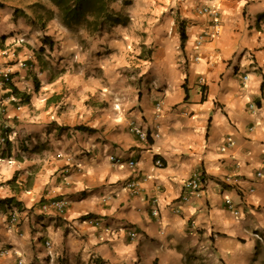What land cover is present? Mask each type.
<instances>
[{
  "label": "crops",
  "instance_id": "crops-1",
  "mask_svg": "<svg viewBox=\"0 0 264 264\" xmlns=\"http://www.w3.org/2000/svg\"><path fill=\"white\" fill-rule=\"evenodd\" d=\"M37 2L47 3L0 0V75L12 73L0 88V199L14 200L0 203V264H52L49 250L61 264H183L178 246L189 241L210 264H260L264 0H135L148 8L139 22L148 41L123 27L113 28L124 35L114 44L89 46L70 39L59 18L43 26L31 16ZM200 6L217 13L221 30L197 45L214 21ZM142 45L152 62L139 56ZM131 120L159 138L142 141ZM200 171L204 195L182 204L183 182ZM132 179L137 195L126 188ZM59 200L62 209L44 208Z\"/></svg>",
  "mask_w": 264,
  "mask_h": 264
},
{
  "label": "rangeland",
  "instance_id": "rangeland-1",
  "mask_svg": "<svg viewBox=\"0 0 264 264\" xmlns=\"http://www.w3.org/2000/svg\"><path fill=\"white\" fill-rule=\"evenodd\" d=\"M46 4H42L41 2H37L34 4V8L29 9L31 16H34L35 18H38V15L43 17L45 20V23L43 26L47 24H53L51 22V12H53L54 17L58 18V11L57 9L51 4L49 0H46ZM54 7L55 9L52 10L51 7ZM31 6H28V8ZM112 8L115 12L120 14V21L121 24H106L103 26V28L98 31L97 33L93 35L87 34L84 30H78V31H72L68 29L69 38L73 39L74 41H78L81 45L89 46L93 43H101L105 42L106 44H114L116 39L124 38V35H119V32L116 29H122L123 27H127L126 32L128 31L129 34H132V31L137 34V36L140 38L139 42H145L148 41L149 34L146 31H141L139 27L141 26L140 23L145 22L146 18L149 15H145L144 18H140L142 13H147V5L141 8V4L135 3V0H118L117 2L112 4ZM23 10L22 9H15V15H22L23 16ZM140 22V23H139ZM41 21L39 20L36 24V27L38 29L40 28ZM42 26V28H43ZM57 26V25H56ZM59 26V25H58ZM114 28V29H113ZM52 29V28H51ZM114 30V31H113ZM106 34V35H105ZM35 39L37 35H34ZM66 39H68L66 34ZM113 49L110 48L108 45L104 51L105 54L111 53ZM116 50V49H115ZM180 51V50H178ZM118 52V51H117ZM138 53V51H137ZM152 53L153 50L150 47L142 45V50L140 51V57L143 61L152 62ZM119 55V53H118ZM133 55V54H131ZM138 55L136 54V57ZM45 62L51 66V63L49 60H45ZM78 64V63H76ZM144 64L145 70L150 67V65ZM80 65V64H78ZM77 68V66H76ZM78 69V68H77ZM133 69V68H132ZM55 73L60 74L63 73V69L55 68ZM131 72L133 71H127V74L130 76ZM142 78V77H141ZM134 81H137L138 78H133ZM154 80H152L150 83L151 85L155 86L156 83H153ZM114 91V90H113ZM113 92H110V95H113ZM125 95V94H124ZM126 96V95H125ZM182 253L183 258V264H210L209 258H207L201 250L196 245H192V243L189 241V244L185 242L184 245L178 246V253ZM57 263L61 264L60 260L55 259ZM54 260V261H55ZM54 264V262H52ZM63 264V263H62ZM138 264H145L142 259L138 260ZM264 264V260L260 263Z\"/></svg>",
  "mask_w": 264,
  "mask_h": 264
},
{
  "label": "built area",
  "instance_id": "built-area-1",
  "mask_svg": "<svg viewBox=\"0 0 264 264\" xmlns=\"http://www.w3.org/2000/svg\"><path fill=\"white\" fill-rule=\"evenodd\" d=\"M197 12L199 14H210L214 18L212 31L202 32L200 38L197 41V45H202L203 42L207 41V39H210L214 35H218L220 33L221 24L217 18V13L214 10H212L211 8H209L208 6L198 7ZM24 41L25 40L23 38L19 39L20 43H23ZM194 58L197 60L196 57H194ZM11 76H12V73L8 70L3 71L1 73V75H0V88L6 87L11 82ZM246 80H247V76H244L243 81H246ZM115 107L118 109L119 105L116 104ZM159 107H160V103L157 104V108H159ZM129 130L133 134L137 135L139 139H141L142 141H145V142H148L149 138L152 141H155L159 138L158 132H150L149 128H145L144 123L137 122L136 120H131V122L129 124ZM228 145H230V146L232 145V142L230 141V139L228 140ZM155 163L157 166L162 165V162L160 159H156ZM136 164L137 163L133 160H130L128 162V165L130 168H134L136 166ZM261 176H262V172L258 171L256 174V178H261ZM235 180H238V179L235 178ZM238 186L241 188L240 183H237V187ZM126 188L129 190L131 195H137L141 191L140 181L137 179H132L126 184ZM182 188H183V191H182V195L180 198V202L182 204L183 203H189L194 198H201L205 192V175H204V173L202 171L197 172L193 177L185 180L182 184ZM253 192H254V188L251 187L247 190L246 193L251 194ZM225 202H226L227 209L234 216H236L238 218H243L246 215L245 212L241 211L239 209V207L230 198L225 199ZM49 205L52 207H55L57 209H62L66 205V202L63 200L54 201V202L44 206V208H48ZM152 213L154 215L159 214V209H158V206L156 204V200H155V207L153 208ZM11 219H12L11 223L16 222L17 214H13ZM253 236L255 239H257L261 243L264 241L263 236L258 232H254ZM138 237L139 236H138L135 229L129 230V238L131 240H136ZM49 249H51L50 245H49ZM48 257L51 259V262H54V264H60V263H57L56 260L54 261L53 253L51 250H49V252H48ZM19 260L20 261L17 264H26L24 262V260H22V259H19Z\"/></svg>",
  "mask_w": 264,
  "mask_h": 264
},
{
  "label": "trees",
  "instance_id": "trees-1",
  "mask_svg": "<svg viewBox=\"0 0 264 264\" xmlns=\"http://www.w3.org/2000/svg\"><path fill=\"white\" fill-rule=\"evenodd\" d=\"M58 11V18L61 24L72 31L84 30L89 35H93L100 31L106 24H121L120 14L115 12L112 4L118 0H49ZM54 17L51 12V18ZM43 43L52 49V40L44 36ZM181 40H185V36L181 34ZM45 48L40 47L37 50V57L42 59ZM37 83V81H35ZM13 198L1 200L0 203H10ZM157 264V260H154Z\"/></svg>",
  "mask_w": 264,
  "mask_h": 264
}]
</instances>
